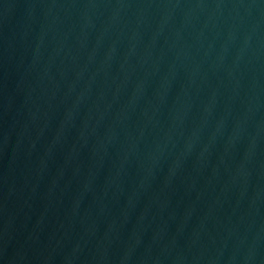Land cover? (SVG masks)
Returning a JSON list of instances; mask_svg holds the SVG:
<instances>
[{
  "label": "water",
  "instance_id": "1",
  "mask_svg": "<svg viewBox=\"0 0 264 264\" xmlns=\"http://www.w3.org/2000/svg\"><path fill=\"white\" fill-rule=\"evenodd\" d=\"M0 264H264V0H0Z\"/></svg>",
  "mask_w": 264,
  "mask_h": 264
}]
</instances>
